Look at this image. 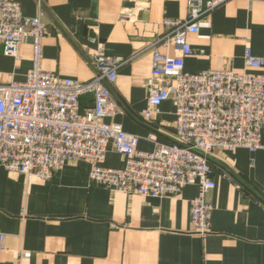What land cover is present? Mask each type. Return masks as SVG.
<instances>
[{
    "label": "crops",
    "instance_id": "1",
    "mask_svg": "<svg viewBox=\"0 0 264 264\" xmlns=\"http://www.w3.org/2000/svg\"><path fill=\"white\" fill-rule=\"evenodd\" d=\"M10 1L44 25L43 71L87 83L93 79L88 57L101 46L123 62L104 122L138 136L140 151L174 143L172 103L145 120L144 85L154 48L176 54L158 40L167 33L163 20H188V0ZM186 40L192 55L184 60L185 73L242 72L246 47L264 57V0H226L204 14L198 33ZM31 67L29 39L17 60L4 56L0 45L2 84L23 82ZM79 106L81 113L91 108L92 97H81ZM209 164L215 188L206 197L212 212L205 236L192 232L194 186L175 198H151L93 184L86 162L68 163L45 182L0 167V264H264V150H214ZM123 166L108 145L102 167Z\"/></svg>",
    "mask_w": 264,
    "mask_h": 264
},
{
    "label": "built area",
    "instance_id": "2",
    "mask_svg": "<svg viewBox=\"0 0 264 264\" xmlns=\"http://www.w3.org/2000/svg\"><path fill=\"white\" fill-rule=\"evenodd\" d=\"M225 1L188 0V20H163L167 33L158 43L172 45L176 54H160L154 48L144 85L148 109L142 117L147 120L170 101L175 141L156 143L153 151L144 152L137 149L138 136L104 122L122 60L105 55L99 46L87 60L93 72L87 83L45 72L40 65L45 36L40 18L24 17L17 3L0 0L3 55L17 60L26 39L32 50V67L24 81L0 82V167L45 182L68 163L86 162L93 184L151 198H175L185 187L194 186L192 232L207 235L212 207L206 197L215 188L209 156L214 150H264V57L253 56L246 47L242 72L183 71L184 60L192 55L187 35L197 34L200 18ZM90 41L96 43L95 38ZM83 96H91L93 106L81 113ZM108 145L123 159L122 169L102 167Z\"/></svg>",
    "mask_w": 264,
    "mask_h": 264
}]
</instances>
